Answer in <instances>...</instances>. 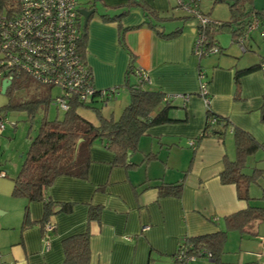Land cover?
<instances>
[{
	"label": "crops",
	"instance_id": "1",
	"mask_svg": "<svg viewBox=\"0 0 264 264\" xmlns=\"http://www.w3.org/2000/svg\"><path fill=\"white\" fill-rule=\"evenodd\" d=\"M94 1L97 12L86 22L85 46L94 86L121 85L129 55L133 54L135 66L148 75L145 89L167 95L185 94L187 99L178 97L173 102L169 113L175 121L153 125L139 137L136 149L128 153L135 166L114 165V154L105 141H96L90 147L86 178L62 175L54 180L49 197L72 202L73 207L69 213L50 217L53 228L48 231V245L37 222L21 227L26 200H8V189L4 191L0 215L7 216L0 219V259L5 264H62V240L87 230L91 234L88 264H174L172 254L183 235L221 229L224 216L251 204L237 197L233 183H223L219 177L224 157H234L232 131L227 130L222 138H196L206 113L204 98L198 91V69L204 71L208 81L205 91L210 110L264 142L260 112L264 71L258 68L243 73L237 84L234 79L237 70L252 66L264 56V44L256 41L258 34L264 37V0L253 1L254 9L262 13V25L243 40L247 46L244 50L231 37L230 46H221L215 35L219 50L200 59L192 54L197 22L188 15L177 16L174 0ZM203 4L202 11L209 16ZM78 6L83 7L80 3ZM125 9L127 13L119 20L126 28L122 46L117 21L104 20L100 15L113 16ZM246 51L251 53L245 55ZM121 101H129L128 92ZM107 107L108 113L114 112ZM189 140L195 142V148ZM161 182H181V196H159L157 185ZM90 204L102 206L99 221H88ZM29 210L33 221L41 219V202L29 203ZM247 229L242 233L228 231L221 254L223 264H264V220L249 223ZM188 264L215 263L209 258H195Z\"/></svg>",
	"mask_w": 264,
	"mask_h": 264
},
{
	"label": "trees",
	"instance_id": "2",
	"mask_svg": "<svg viewBox=\"0 0 264 264\" xmlns=\"http://www.w3.org/2000/svg\"><path fill=\"white\" fill-rule=\"evenodd\" d=\"M253 1H230L228 3L231 12L230 19L222 21L211 18L214 22L208 24L203 31L206 37L212 40L219 31H227L230 37L237 42L244 35L246 25L255 17L259 20L258 27H260L262 13L254 9ZM87 2V8L93 7L94 0ZM18 11V0H0V17L13 16ZM126 13L125 9L113 16L100 15L104 20L117 21L121 32L119 43L122 46V33L126 28L120 25L119 20ZM78 16L80 29L78 49L82 61L88 66L85 60L87 27L86 24L83 25L80 13ZM145 23L152 26L150 22ZM252 31L245 36V39L250 38ZM261 67H264V56H261L259 62L252 66L237 70L234 76L235 83H238L241 74ZM88 68L91 70L89 66ZM135 68L134 55L130 54L123 82L121 85L115 86L117 88L124 86L129 93V101L121 110L118 118L113 116V112L105 115L101 108L93 106L97 101H101L104 107L108 103V100L105 101L104 97L97 92L89 101H80L76 96H71L68 108L63 110V117L59 119L56 115L54 119H48L49 103L54 98H51L50 89L47 87L49 91L46 95L23 100L16 99L15 93L28 85L30 77L21 73L12 78L4 92L10 95V99L6 105L0 108V117L5 118V110L12 109L24 110L27 112L28 118L32 119L40 106H43L44 109L39 132L33 139H29V147L21 168L18 174L12 178L11 196L26 200L23 207L22 229L37 222L42 230V236H45L49 234L45 226L49 223L53 225L50 220L52 215L59 212L69 213L72 210V202L52 200L48 195V190L58 176L87 177L90 147L96 140L105 141L106 148L114 154V165L133 167L136 164L129 161L128 153L136 149L139 137L153 125L175 121L169 111L174 106L173 102L176 98L160 90L145 89L143 80L137 78ZM132 75L135 76L134 81L131 80ZM78 107L93 108L97 122L90 121L81 115L77 111ZM260 112L261 117L264 118V103L261 105ZM229 129L232 131L235 153L232 159L224 157L223 169L219 177L223 183H233L236 187L237 197L248 201L250 186L258 183L260 177H264V166L254 165L251 171L247 172L245 171L246 161L248 156L258 150H264V142H258L249 132L232 125L228 118L213 113L209 107L206 108L203 128L196 138L209 135L222 138ZM3 175H5L4 172ZM157 188L159 196L180 197L182 193L181 182H161ZM97 189H100V186H97ZM34 201L42 203V217L38 221H33L30 218L29 203ZM101 211L100 204H90L88 221H99ZM261 220H264V207L248 204L245 208L224 216V225L221 229L200 235H183L172 254L174 264H188L185 259L186 256L191 255H195L197 258L212 259L215 264H223L221 254L228 231L246 232L249 223ZM90 235V231L87 230L67 236L62 240L64 251L62 264H88ZM180 250L182 253H179ZM178 255H182V257Z\"/></svg>",
	"mask_w": 264,
	"mask_h": 264
},
{
	"label": "built area",
	"instance_id": "3",
	"mask_svg": "<svg viewBox=\"0 0 264 264\" xmlns=\"http://www.w3.org/2000/svg\"><path fill=\"white\" fill-rule=\"evenodd\" d=\"M204 1L206 0H174V8L181 9L197 22L192 52L199 59L219 50L215 40H209L203 32L208 24L214 22L200 7ZM18 4L19 11L15 15L0 17V77L11 81L13 77L23 73L48 87L50 91L52 87H58L60 91L54 96L52 103L62 111L68 108L71 96H76L80 101H89L97 92L105 101L116 97L119 88L110 86L98 89L94 86L91 71L81 59L78 49V0H18ZM258 26L259 20L256 17L246 25L244 37L237 40L242 50L245 49V36ZM261 70L264 71V67ZM135 72L143 82L149 80L143 69L136 67ZM198 78L199 93L207 108L209 103L205 90L208 81L200 68ZM170 96L187 99L185 94ZM4 119L0 117V131L4 128ZM188 144L194 148L195 142L189 140ZM52 226L47 224L46 231L51 230ZM44 240L48 245V234L44 236ZM195 258L197 256L191 255L186 256L185 260ZM0 264L5 263L0 259Z\"/></svg>",
	"mask_w": 264,
	"mask_h": 264
},
{
	"label": "rangeland",
	"instance_id": "4",
	"mask_svg": "<svg viewBox=\"0 0 264 264\" xmlns=\"http://www.w3.org/2000/svg\"><path fill=\"white\" fill-rule=\"evenodd\" d=\"M230 1L232 0H216L214 3H211L212 0H209L203 2V5L210 13L209 17L217 20L226 21L229 20L231 16V12L228 5ZM256 1L257 0H255V2ZM79 3L82 6L88 5L87 0H79ZM174 13L177 14V16L179 17L187 16V14L181 9H174ZM185 21H189V19L186 18ZM217 36L220 40L221 46H230L231 38L227 31H219L217 33ZM257 36L259 41L257 40V38L256 41L259 43V45L264 44V37H262L260 34H258ZM231 45L233 46L234 44L231 43ZM238 50L240 51V49ZM250 53V51H246L244 54L248 55ZM192 54L195 55L193 52ZM1 56L2 54L0 53V59ZM1 71L2 70L0 69V73ZM1 80L2 78L0 77V108L6 105L10 99L9 94L1 91ZM48 91L49 89L46 86L40 85L34 79L30 78L28 81V85L16 92L14 96L16 97V99L23 100L26 98H34L37 96L46 95ZM59 91L60 89L58 87H52L51 98L57 95ZM125 92H128L127 89L124 88V86H121L118 94V100H108L107 106H111V110L115 112V114L113 112V116L115 118L119 117L121 110L128 103H124L121 101ZM93 106L96 108H101L102 113L105 115L110 113H108L107 111L108 107H104L101 101L95 102ZM43 111V106H40L36 110L32 119H29L27 116V112H25L24 110H5L6 113L4 119V128L2 131H0V172L3 171L5 173V175H1L0 173V198L2 193L8 189V200H18V198H14L11 196L12 178L18 174L21 168V165L26 156L27 149L29 147V139H33L39 132L41 120L44 115ZM77 111L88 120L97 122V116L93 108L78 107ZM56 115H58V118L61 119L64 115V112L60 109H57L55 104L50 102L48 107L47 118L54 119ZM96 141L100 142L101 140ZM246 165L247 166L245 168V171L247 172L251 171L254 165H257L259 167L264 166V150H258L254 154L248 156ZM249 197L251 206L257 205L264 207V177H260L258 179V183L250 186ZM5 216L7 215H0V219ZM256 252L259 251L257 250ZM255 255L257 258H259L258 254Z\"/></svg>",
	"mask_w": 264,
	"mask_h": 264
},
{
	"label": "water",
	"instance_id": "5",
	"mask_svg": "<svg viewBox=\"0 0 264 264\" xmlns=\"http://www.w3.org/2000/svg\"><path fill=\"white\" fill-rule=\"evenodd\" d=\"M79 13L83 17V25L86 24L88 18L93 13L97 12V7L95 5V1L93 2V7L87 8V7H79L78 8ZM11 81L7 78H2L1 80V91L5 92V89L8 85H10Z\"/></svg>",
	"mask_w": 264,
	"mask_h": 264
}]
</instances>
